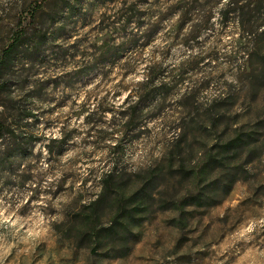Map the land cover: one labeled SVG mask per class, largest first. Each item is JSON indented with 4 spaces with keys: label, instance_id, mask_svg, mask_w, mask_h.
<instances>
[{
    "label": "clouds",
    "instance_id": "9594fccd",
    "mask_svg": "<svg viewBox=\"0 0 264 264\" xmlns=\"http://www.w3.org/2000/svg\"><path fill=\"white\" fill-rule=\"evenodd\" d=\"M39 2L0 0V264H264V0H103L3 69Z\"/></svg>",
    "mask_w": 264,
    "mask_h": 264
},
{
    "label": "rangeland",
    "instance_id": "374dc122",
    "mask_svg": "<svg viewBox=\"0 0 264 264\" xmlns=\"http://www.w3.org/2000/svg\"><path fill=\"white\" fill-rule=\"evenodd\" d=\"M43 7H47L50 9L49 13H41L38 12L35 16L30 15V19L27 20L26 24L29 26L33 25L35 22H39L42 26V20L44 17L51 19L52 23H55L56 20H63L65 24H75L76 19L87 18L88 13L82 12L83 8L91 9L97 3H102L103 0H40ZM43 2V3H42ZM66 12L67 15H60L58 13ZM11 23V22H10ZM50 27V25H49ZM69 34V30L65 28L62 29H54L51 35H47L44 41L41 43L39 39L35 37H30V44L33 42L35 38L38 43L33 48L31 53H26L31 59L37 62H44L48 59L49 56H63L66 50L61 49L59 46L50 43L51 40H54L56 37H66ZM232 147V145L226 146L224 148H219L217 155L221 158L226 156L227 151ZM216 187V186H214ZM220 191L226 190V185L219 186ZM148 194L145 192L143 194V199H148ZM184 204H194L196 208L209 206L213 201L208 197L197 196L194 199L182 202ZM167 205L164 202H161V207H166ZM140 208H134L131 210H126L121 213V216L126 219L131 220L133 214L140 211ZM199 214L198 212H182L181 215L183 217H191L193 215ZM134 223H139V220L133 221ZM121 227L119 224L114 225V229L109 230V234H111L116 228ZM186 238V237H185ZM119 254V253H116Z\"/></svg>",
    "mask_w": 264,
    "mask_h": 264
},
{
    "label": "trees",
    "instance_id": "16d2710c",
    "mask_svg": "<svg viewBox=\"0 0 264 264\" xmlns=\"http://www.w3.org/2000/svg\"><path fill=\"white\" fill-rule=\"evenodd\" d=\"M25 7H27V5H25ZM34 7L35 8L42 7L41 1L39 2V4H36ZM29 13H30L31 16H35L36 14H38V12L34 11L33 8H29ZM14 19L15 18L12 16V14H5L2 18H0V28H4V29H7V30L10 31ZM16 22L18 23L19 21L17 20ZM37 24H40V23L39 22H35L31 26H29L28 24H25V27H24L23 31L25 33H28L29 35L21 36L19 39L15 40V42L13 44H11L9 46V50L5 51V60H4L3 65H2L3 69H5V70L7 69L8 63L10 62V59L12 57H20V56H25L26 55L27 52L22 47V45L25 42L30 44V40H31L30 37H35V34L38 31V29L36 28ZM62 28H60V29H62ZM46 31H47V29H44V31H41L40 35L38 37H36L37 39H39V41L41 43L44 41V39L47 36V35L44 34V32H46ZM16 35L20 36V33L18 32V33H16Z\"/></svg>",
    "mask_w": 264,
    "mask_h": 264
}]
</instances>
